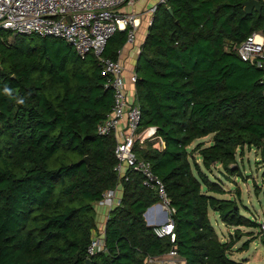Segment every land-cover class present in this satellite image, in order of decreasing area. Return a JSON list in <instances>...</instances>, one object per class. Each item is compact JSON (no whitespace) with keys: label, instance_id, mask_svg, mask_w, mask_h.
Instances as JSON below:
<instances>
[{"label":"trees","instance_id":"trees-1","mask_svg":"<svg viewBox=\"0 0 264 264\" xmlns=\"http://www.w3.org/2000/svg\"><path fill=\"white\" fill-rule=\"evenodd\" d=\"M243 1L157 3L134 64L138 131L154 128L161 148L153 140L135 143L133 151L163 185L174 243L144 222L156 194L137 173L118 176L113 136L96 134L111 108L97 58L90 52L80 58L57 37L0 28V264H146L171 247L182 264H246L228 256L239 228L258 224L232 199L215 197L224 190L208 177L216 166L240 175L235 156L243 148L258 149L264 162V70L235 51L254 31L264 37V1L250 14ZM125 37V29L115 30L100 56L115 59ZM207 136L204 146L199 140ZM117 186L103 249L88 256L98 235L94 205ZM208 211L235 237L221 242Z\"/></svg>","mask_w":264,"mask_h":264},{"label":"built area","instance_id":"built-area-1","mask_svg":"<svg viewBox=\"0 0 264 264\" xmlns=\"http://www.w3.org/2000/svg\"><path fill=\"white\" fill-rule=\"evenodd\" d=\"M137 0H0V28L15 33L40 37L52 36L69 43L77 56L82 58L92 53L100 68V74L106 79V86L111 91L110 112L103 121L96 126V134L109 136L116 133L117 127L123 122V131L115 142L114 157L116 164L113 170L122 177L125 171H131L142 177V185L156 194L157 202L148 207L143 217L146 225L151 227L153 234L159 238H167L174 243L175 234L173 223L168 219L164 223L149 220L153 209H159L163 215L170 214L168 199L161 181L152 173L150 164L137 157L133 151L135 143L142 145L144 141H155L161 148V142L154 137V128L138 131L139 110L125 91L126 81L123 75V65L117 58L120 49L116 51V58L101 57L100 53L106 39L115 30H126L124 44H131L137 28L136 17L132 11H123V5H132ZM259 2L264 0H257ZM158 0L157 3H163ZM156 4L148 8L151 15ZM151 18V17H150ZM150 20V19H149ZM148 20V23H149ZM264 37L258 31L252 32L236 46V54L242 61L253 64L264 70ZM131 86L135 76L128 77ZM260 83L264 86V72ZM264 97V93H263ZM114 138V137H113ZM158 147V148H159ZM156 148V149H158ZM115 189L107 190L102 194L98 206H107L108 211L119 203L115 197ZM107 219V217H106ZM105 219V220H106ZM258 234L264 236V221L258 223ZM102 228L92 239L86 249L88 256L103 249ZM177 261V262H176ZM146 264H182L176 260L174 247H171L165 257L146 258Z\"/></svg>","mask_w":264,"mask_h":264},{"label":"rangeland","instance_id":"rangeland-1","mask_svg":"<svg viewBox=\"0 0 264 264\" xmlns=\"http://www.w3.org/2000/svg\"><path fill=\"white\" fill-rule=\"evenodd\" d=\"M199 141H202L205 144L204 146H208L211 142V138L207 136ZM197 142L198 141H194L191 147ZM153 147L158 148L159 146L153 143ZM248 150L249 149L243 148L240 154H236L235 156L236 166L240 175L228 176L220 166H216L210 170L208 177L210 181L219 184L224 190L225 194L223 196L215 197L224 200L232 199L237 205L240 215L258 224L264 221V162L254 151ZM196 161L198 162L197 159ZM99 210L101 211V215H99ZM155 211V215L157 218L160 217L159 220L161 223L169 219V214L165 216L160 214L159 209ZM107 215V206L100 207L94 205V220L97 229L101 227L98 223H101ZM208 220L221 242L227 241L230 237H235L233 234L234 229L225 227L221 224L215 213L208 211ZM239 229L240 233L238 238H236L237 241L233 245L228 258L232 261L246 264H264V248L259 244L257 235L258 228L251 227ZM253 238H256V240H253ZM249 240L253 241L248 244L247 249L240 251L239 248L241 245ZM176 260L180 261L179 259Z\"/></svg>","mask_w":264,"mask_h":264},{"label":"crops","instance_id":"crops-1","mask_svg":"<svg viewBox=\"0 0 264 264\" xmlns=\"http://www.w3.org/2000/svg\"><path fill=\"white\" fill-rule=\"evenodd\" d=\"M157 2H158V0H137L132 5H123L121 7V10H123V11H132V12H134V15L136 17V22H137V28L135 30L133 43L127 44V45L123 44L119 48L120 49V53L118 54V56L116 54L117 58L119 59V61L123 65V70H124L123 71V75H124V79L126 81L125 91H126V95L128 96V100L129 101H131L132 98H133L134 88L128 82V77L133 73V68H134L136 57H137V54H138V51H139V47H140V45H141V43H142V41L144 39V36L146 34V31H147L148 20L151 17V15L148 12V8L151 7L154 4H157ZM123 128H124V123L122 122L117 127L116 133L113 136L115 142H117V140L119 139V134L123 131ZM155 144L156 143L154 141V145ZM159 149H160V147L158 148V150ZM248 151H254L255 154L258 155V157L260 159L262 158L261 153H260V151L258 149L250 148ZM255 159H256V157H255ZM115 191H116L115 197L119 198V195L121 193L120 188L117 186L115 188ZM263 202H264V198H263ZM156 209L152 210V213L149 216V220H151L153 222H156V223H161V221L159 220L160 217L157 218L156 215H155V213H156L155 210ZM160 214H162V213H160ZM99 215H101V211L100 210H99ZM105 219L106 218H104V220L101 223H98V225L99 224L101 225L100 228H103V224L105 222ZM143 219H144L145 224H147L144 217H143Z\"/></svg>","mask_w":264,"mask_h":264},{"label":"water","instance_id":"water-1","mask_svg":"<svg viewBox=\"0 0 264 264\" xmlns=\"http://www.w3.org/2000/svg\"><path fill=\"white\" fill-rule=\"evenodd\" d=\"M242 11L244 14H250L252 11L259 12L261 8V3L257 0H245L241 3ZM169 11V8H167ZM85 163H87V159H82ZM89 260L85 261V264H88Z\"/></svg>","mask_w":264,"mask_h":264}]
</instances>
